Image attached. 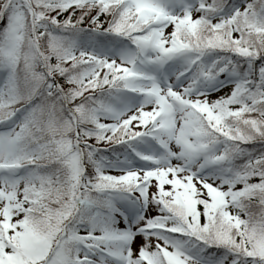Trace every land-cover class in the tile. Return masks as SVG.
I'll list each match as a JSON object with an SVG mask.
<instances>
[{
  "label": "snow or ice",
  "instance_id": "1",
  "mask_svg": "<svg viewBox=\"0 0 264 264\" xmlns=\"http://www.w3.org/2000/svg\"><path fill=\"white\" fill-rule=\"evenodd\" d=\"M0 264H264V0H0Z\"/></svg>",
  "mask_w": 264,
  "mask_h": 264
}]
</instances>
